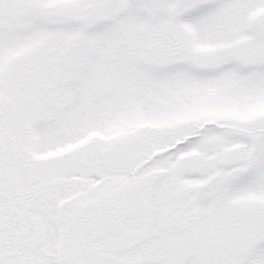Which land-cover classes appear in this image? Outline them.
<instances>
[{
  "label": "snow or ice",
  "instance_id": "snow-or-ice-1",
  "mask_svg": "<svg viewBox=\"0 0 264 264\" xmlns=\"http://www.w3.org/2000/svg\"><path fill=\"white\" fill-rule=\"evenodd\" d=\"M0 264H264V0H0Z\"/></svg>",
  "mask_w": 264,
  "mask_h": 264
}]
</instances>
